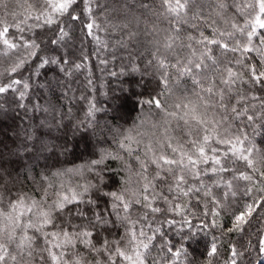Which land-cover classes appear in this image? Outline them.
<instances>
[{
	"label": "snow or ice",
	"instance_id": "1",
	"mask_svg": "<svg viewBox=\"0 0 264 264\" xmlns=\"http://www.w3.org/2000/svg\"><path fill=\"white\" fill-rule=\"evenodd\" d=\"M195 3L39 0L38 8L27 3L26 14H18L10 5L19 6V0H0V60L6 58L0 64V97H13L25 115L29 108L41 114L17 125L10 144L0 140V264H201L195 251L202 242L203 264H215L217 241L232 233L248 240L230 245L225 264H264V228L254 238L249 234L257 218L264 220V145L256 142L264 137V0H211L210 11L199 14L192 10ZM138 9L169 21L166 38L147 60H130L124 68L121 87L104 108L112 139L93 145L101 109L90 104L85 119L66 120L70 109L62 110L59 101L75 98L73 74L85 65L61 49L69 48L77 27L101 50L112 41L127 49L138 35L132 27L141 22ZM40 30L50 31V38L45 41ZM185 77L196 99L184 97L168 111L161 86L167 92ZM35 89L59 92L57 103L44 91L35 95ZM145 105L182 122L183 136L170 134L168 120L163 134L152 133L148 143L137 138L142 134L122 131L120 122L128 123L131 111ZM8 111L0 102V116ZM93 148L98 150L86 165L57 167L61 156ZM56 180L64 182L57 187ZM217 188L225 189L222 198ZM222 216L230 218V227Z\"/></svg>",
	"mask_w": 264,
	"mask_h": 264
},
{
	"label": "trees",
	"instance_id": "2",
	"mask_svg": "<svg viewBox=\"0 0 264 264\" xmlns=\"http://www.w3.org/2000/svg\"><path fill=\"white\" fill-rule=\"evenodd\" d=\"M112 2V0H109ZM129 2H134V0H129ZM153 0H149V3H152ZM211 2V0H198V3L193 4L192 10L199 14L201 10L205 13H208L210 10L207 5ZM237 3H240L241 0H236ZM27 3L36 4L37 8L39 7V0H27ZM27 3L25 0H19V6L10 5V7H16V11L18 14H26ZM235 14V18L240 22H243V15L237 14L235 9L229 10V15ZM4 13L0 11V18H3ZM136 15L141 17V22L137 25L133 22L132 27L137 31L138 35L135 41L130 42L129 47L127 49H121L115 45L114 41H112V47L101 50V48L97 45L96 41L86 35L84 30H81L80 27H77L73 30L72 39L70 41L69 48L67 50L61 49V52H71L74 54L73 58L77 59V62H80L79 58L83 59V64L85 65L78 71H75L73 74V83L72 88L74 90L73 95L74 99L69 102L68 100L60 99L59 103L63 105L62 110L70 109L68 113L67 119H71L74 122H79L81 119H85L87 114V109L90 104H94L97 108L101 109L96 112V119L94 121L95 124V135L92 137V144L98 145L103 144L105 137L108 140H111V134L107 132L105 128V123L109 124L111 121L105 115L104 108L106 107V103L108 101L109 96L113 93V91L118 90L119 86H121V82L125 78L124 75H120L124 68L129 64L131 60L132 63H139L141 59L147 60L149 52L153 51L157 42H163L166 38V33L163 29H167L169 27V21L164 17H157L154 12H146L144 9H138L136 11ZM22 18V17H21ZM101 21L104 20L103 14L100 17ZM188 19L191 20L192 16L189 14ZM9 22H12V18L8 17ZM33 21H29L32 23ZM221 27L227 28L228 24L223 21H219ZM153 25L156 28L161 29L156 34H150L146 32L145 29L152 30ZM55 27V25H53ZM187 31L192 32L193 29L191 27L186 28ZM205 34H208L210 29L207 26H204ZM43 39L46 41L51 36L50 31L40 30ZM98 35L103 39L106 36V33L101 31ZM82 49V51H81ZM177 51H180L177 49ZM187 52V49L184 50ZM229 55H231L229 53ZM252 55H255L254 53ZM259 59V58H257ZM101 61H106V63H102ZM6 58L0 60V64L5 63ZM112 72H116L117 76L111 75ZM211 73H209L210 75ZM27 75V73L25 74ZM126 75V73H125ZM91 80L92 83L89 84L88 81ZM155 83V81H154ZM192 81L190 78L185 77L179 82H173L170 85V90L167 92L163 91V86H161V101L167 105L168 111L174 110V105L184 97H188V99L195 100V96L192 95ZM41 91H44L45 96L48 99L52 100L53 103H57L56 97L59 96V92L53 96L52 93L47 90L35 89V95H39ZM145 99L149 98L146 94ZM0 102H4L6 107L11 108V112L8 115L0 116V140H4L5 143L10 144L9 137L15 135V132L18 130L17 125L23 127V125L31 123L33 120L40 118V113L33 112L31 108L27 115L24 114L23 109H17L16 104L13 102V97H0ZM187 103V100H184ZM27 103V101H25ZM131 109V105H129ZM218 118V117H217ZM21 120L23 124H21ZM170 121V124L167 125L170 130V134L175 137L183 136V125L182 122H178L172 117L167 116L166 112H163L154 107L143 106L138 111H131L130 116L128 117V123L120 122L122 128L121 130L124 132H128L130 129L133 130V135H138V139H142L145 143H148L150 139H152V133L163 134L164 132V121ZM178 123L180 127H178ZM153 125H157L158 127H153ZM115 127V125H113ZM256 142L259 145H264V137H257ZM104 147H109L108 144H104ZM112 148L116 147L115 142L111 145ZM133 147H137L135 144ZM142 147V146H141ZM98 150V148L90 149L88 153H83L80 149H77L74 154H70L67 157L61 156L60 159L62 163L58 165L59 168H75L82 167L86 165L93 157L92 152ZM43 162V161H41ZM51 164V161L49 162ZM109 163L115 164L114 161H109ZM242 167V166H241ZM56 169L50 168L49 171H55ZM36 171L43 172L44 169L37 168ZM225 176H230L229 173H225ZM65 180L67 178H64ZM59 186L60 183L64 182V180H56L54 181ZM237 185L244 184L243 181L234 182ZM31 187V185H29ZM225 189L217 188L215 192L219 197H223ZM243 192V188H239L237 192V198L239 194ZM36 195L39 197L42 195L40 192H37ZM48 195H53V190L48 189ZM254 195H259V193H255ZM227 202V201H226ZM179 220V217H176ZM221 222L226 226H231V221L228 216H222ZM167 229V225L164 226ZM257 228H264V220L257 218L256 221L253 222L251 228H249V234L254 238L255 232ZM171 231V230H169ZM216 235L219 237L220 232L216 231ZM211 238V233H209V239ZM248 236H244L243 234L232 233L230 235H226L221 237L217 243L219 247V259L215 261V264H225V259L229 255V247L230 245H240L242 242L247 243ZM205 253V244L202 242L199 246H197L195 251V258L203 264L204 256L202 254ZM153 255H156L153 253ZM191 258V257H190Z\"/></svg>",
	"mask_w": 264,
	"mask_h": 264
},
{
	"label": "rangeland",
	"instance_id": "3",
	"mask_svg": "<svg viewBox=\"0 0 264 264\" xmlns=\"http://www.w3.org/2000/svg\"><path fill=\"white\" fill-rule=\"evenodd\" d=\"M120 87H121V86H119V88H120ZM114 91H115V90H114ZM114 91H113V92H114ZM138 91H139V89H138ZM11 110H12V109L10 108V111H8L5 115H8V113H10Z\"/></svg>",
	"mask_w": 264,
	"mask_h": 264
}]
</instances>
